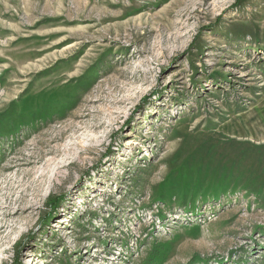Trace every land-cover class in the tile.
<instances>
[{
    "label": "rangeland",
    "instance_id": "374dc122",
    "mask_svg": "<svg viewBox=\"0 0 264 264\" xmlns=\"http://www.w3.org/2000/svg\"><path fill=\"white\" fill-rule=\"evenodd\" d=\"M0 264H264V0H0Z\"/></svg>",
    "mask_w": 264,
    "mask_h": 264
},
{
    "label": "bare ground",
    "instance_id": "6f19581e",
    "mask_svg": "<svg viewBox=\"0 0 264 264\" xmlns=\"http://www.w3.org/2000/svg\"><path fill=\"white\" fill-rule=\"evenodd\" d=\"M49 37H50V36H49ZM64 39H65V38H64ZM64 39H62V40H64ZM75 50H76V49H75ZM77 50H78V49H77ZM49 67H50V66H49ZM49 67H48V68H49ZM55 67H56V66H55ZM42 70H43V71H48V69H46V68H44V69H42ZM42 70H41V71H42ZM49 70H50V68H49ZM48 72H49V71H48ZM53 81H54V80H53ZM52 87H53V86H52ZM23 211H24V209H23ZM30 261H31V260H30ZM30 261H29V262H30Z\"/></svg>",
    "mask_w": 264,
    "mask_h": 264
}]
</instances>
